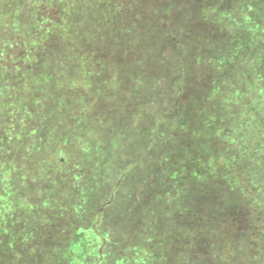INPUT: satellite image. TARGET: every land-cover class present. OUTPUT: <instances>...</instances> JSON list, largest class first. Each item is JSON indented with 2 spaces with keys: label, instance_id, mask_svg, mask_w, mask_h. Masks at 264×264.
<instances>
[{
  "label": "trees",
  "instance_id": "obj_1",
  "mask_svg": "<svg viewBox=\"0 0 264 264\" xmlns=\"http://www.w3.org/2000/svg\"><path fill=\"white\" fill-rule=\"evenodd\" d=\"M153 3L0 0V183L21 171L31 191L32 167L67 144L93 164L29 204L0 185V264H78L91 216L111 227L121 207L131 227L102 264H264V0H189L165 19ZM155 22L167 30L150 42ZM50 87L62 102L40 125L59 141L23 157L8 118ZM35 212L41 227L60 224L48 245L13 229ZM149 237L155 251L136 242Z\"/></svg>",
  "mask_w": 264,
  "mask_h": 264
},
{
  "label": "rangeland",
  "instance_id": "obj_2",
  "mask_svg": "<svg viewBox=\"0 0 264 264\" xmlns=\"http://www.w3.org/2000/svg\"><path fill=\"white\" fill-rule=\"evenodd\" d=\"M189 3V0H154V6L157 5L158 7L162 8V18L165 19V13H166V8L168 5H170V7H173L174 9H176L178 7V9H185V7H187ZM172 5V6H171ZM185 5V7H184ZM99 9V8H98ZM105 9V8H104ZM148 8H143L142 10H145ZM177 10V9H176ZM184 11V10H183ZM178 16H189L190 15V10L187 9L184 13H179L178 11ZM88 16H90V14H88ZM193 16V14H192ZM187 18V17H185ZM167 19V17H166ZM184 21H186V19H184ZM153 27L157 28L156 31H154L153 36L150 37V42H152L153 40H158L160 41V39H162V34L167 30L166 29V24H164L163 22H155L152 24ZM142 30L144 29H150L152 28L150 26V24L148 22H146L143 18H142ZM159 34V36H158ZM171 36H166L165 40L166 43L169 44L170 41L173 43L174 40L171 39ZM2 46V45H1ZM157 57V55H156ZM8 56H5V59L3 60V62H7ZM169 67V66H168ZM166 67V68H168ZM8 74V73H7ZM6 74V77H7ZM43 86V85H40ZM39 86H37L36 88H38ZM185 90L186 88L188 89V85L187 83L184 85L183 87ZM65 89V88H64ZM41 98H39L38 100H32L29 103V100L27 99H23L24 103H22V107L20 109V111H17L14 115H10V118H8L7 124L9 125V127H13L16 128L14 131L17 130L19 136L17 139H15V144L19 145L20 151L21 153H23V157H26L27 153L30 152H34V150H36V152L38 153H42V150L44 148H51L52 145H56L59 141L58 138L55 137L56 133H57V137L60 134L59 131H56V128H52L51 125H49L50 127H44L43 124H45L44 121L41 122L40 125V119H42V115L43 113H45L44 110H48V108L52 105V104H60L61 102L57 96H56V91H54L53 87H50L49 89V93L43 94L42 96H40ZM158 108H161L162 104L164 103L163 100H158ZM158 110V109H157ZM23 113V114H22ZM20 115L22 116L20 118ZM23 116H25L26 118L31 119L33 116L34 118H37L36 120L33 119L34 123L32 125V128L34 129L33 132L24 137L23 135L25 134V131L27 130V126H22L21 124H24L27 119ZM43 120V119H42ZM99 122V119H98ZM148 122V119L145 121ZM100 123V122H99ZM103 124V122H101V125ZM18 126H20L19 128H21L22 133H19L18 131ZM41 131V132H40ZM80 134L81 132L78 131ZM1 135V134H0ZM0 143H3L2 140H0ZM4 144H7V142H4ZM104 144V143H103ZM32 145L37 148L33 150ZM23 146V147H22ZM68 148H71V144H67V150L65 151L63 157H61V153L60 151H56L51 159V162L46 161V158L49 157L48 155L45 154V157L41 160V164H37L36 166H33V170L36 172L33 181L31 182V184H33L32 186V190L29 191L27 188L29 181H30V176L26 173L21 174V171H19V173H16V171L13 172V174L15 175L12 180H8L6 182L2 181V184L0 183L1 186H4V188H6V195L7 193L11 194V197L5 196V198H11L13 200H15V204H18V201L20 202H24V203H33L34 200H36L39 194V189H42L43 186H46V184H49V182H52V184H56L60 178V176L63 178V176H67L70 177L72 174H79L81 172L84 171V169H86V173L90 174L91 171V166H93L92 162L89 163L87 166H85V160L82 159V157L79 158V151L78 149H74L71 148L70 151H68ZM80 155L82 156V152H80ZM60 158V160H59ZM129 163V162H128ZM26 165H22L23 170L26 168ZM41 168V169H40ZM49 174V175H48ZM67 174V175H66ZM131 180V179H129ZM131 182V181H130ZM123 185H127L126 183H124ZM68 189V187L66 188V190ZM135 189V188H133ZM23 191L26 193L24 194ZM15 192V193H14ZM110 192V191H109ZM136 192V191H135ZM25 197H22V196ZM25 198V201L22 199ZM119 199V198H118ZM3 201V199H2ZM66 201L64 199V197H61V199L57 202V204H62V202ZM80 200H78L79 202ZM112 201V200H111ZM74 202V200H73ZM78 205H81L82 203H77ZM63 205V204H62ZM19 206V204H18ZM113 210V209H112ZM111 215L110 217L115 221V223L110 227L108 222H104L102 221V218L100 216V212L97 214H90L92 215L91 217L93 218V220L91 222H89V224L91 225L89 228H87L86 233L81 235V239H79L78 244H77V249L79 251V257L77 259L78 264H96V262L98 260H101L99 263L97 264H102V262H106L107 260V254H111V250L113 248V242L114 241H119L121 240L120 235L124 234V231L127 232V230L130 229V227L126 230L123 226H120V222H119V216H123L124 210H122V207L120 209L117 210H109ZM44 212V211H43ZM49 213V212H48ZM67 213L62 214L60 217L62 219H65ZM40 214H38L37 212H35L32 216H30V218L28 217L25 221L24 224H16V226H13V229H17L20 231V229H24L21 233H24L28 228H30L29 230V234H30V241L32 242H40V238H43V241H45L44 244H50V241L53 239V236L58 232L57 231V227H60V224L56 223V226L52 225L49 228L47 227H41L40 224L38 223V220L35 219V217L39 216ZM15 215H13V218L15 219ZM42 216V215H40ZM40 218V217H39ZM38 218V219H39ZM112 221V220H110ZM92 229V230H91ZM101 230L106 231L104 233H101ZM8 233H10V231H8ZM32 236H35L34 238ZM134 241V237L129 238L128 240H126L125 242H129V244H126V248L123 249L124 251L127 250L130 245L133 243ZM145 241L147 244H152V238L149 237V239L147 238H139L136 242L138 244L141 243V247L144 248V244ZM158 242H156L157 244ZM89 244V247H88ZM87 245V246H86ZM154 246V251L156 249L157 246ZM29 248V247H28ZM27 248V249H28ZM126 252V251H125Z\"/></svg>",
  "mask_w": 264,
  "mask_h": 264
}]
</instances>
